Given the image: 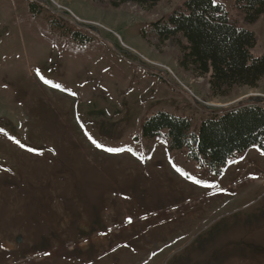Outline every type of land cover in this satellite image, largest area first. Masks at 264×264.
Instances as JSON below:
<instances>
[{"label": "rangeland", "instance_id": "obj_1", "mask_svg": "<svg viewBox=\"0 0 264 264\" xmlns=\"http://www.w3.org/2000/svg\"><path fill=\"white\" fill-rule=\"evenodd\" d=\"M217 1L243 25L235 0ZM183 2L0 0V264H264V154L238 155L215 178L142 136L160 112L197 132L213 109L264 106V81L213 100L206 80L178 70L171 42L140 37ZM246 27L264 56V22Z\"/></svg>", "mask_w": 264, "mask_h": 264}, {"label": "trees", "instance_id": "obj_2", "mask_svg": "<svg viewBox=\"0 0 264 264\" xmlns=\"http://www.w3.org/2000/svg\"><path fill=\"white\" fill-rule=\"evenodd\" d=\"M98 8L137 10L156 7L161 0H88ZM243 25L231 19L225 4L217 0H184L170 14L142 25L140 37L153 49L168 42L180 72L207 81V95L230 98L245 89H256L264 81V56L255 55L259 38L246 26L264 22V0H235ZM30 13L38 15L34 4ZM50 25L87 45L89 35L67 29L59 20ZM142 136L147 141L168 143L171 152L186 151L188 159L206 168L215 178L238 155L257 149L264 154V106L241 103L214 110L193 131V121L166 112L144 120Z\"/></svg>", "mask_w": 264, "mask_h": 264}, {"label": "snow or ice", "instance_id": "obj_3", "mask_svg": "<svg viewBox=\"0 0 264 264\" xmlns=\"http://www.w3.org/2000/svg\"><path fill=\"white\" fill-rule=\"evenodd\" d=\"M46 83H49L48 81H45ZM54 87H59V85H53ZM91 138V137H90ZM93 143H96L95 141H93ZM97 147H102L101 145H99V144H97ZM123 149H107V151H122ZM29 151H33V149H29ZM129 151H130V149H129ZM191 179H193L194 180V182H196V183H199V181L198 180H195V178L193 177V178H191Z\"/></svg>", "mask_w": 264, "mask_h": 264}, {"label": "built area", "instance_id": "obj_4", "mask_svg": "<svg viewBox=\"0 0 264 264\" xmlns=\"http://www.w3.org/2000/svg\"><path fill=\"white\" fill-rule=\"evenodd\" d=\"M69 13H71V14H72V12H70V11H69ZM78 20H79V19H78ZM79 21H81V20H79Z\"/></svg>", "mask_w": 264, "mask_h": 264}]
</instances>
